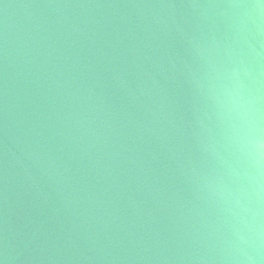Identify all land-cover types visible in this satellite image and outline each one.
Instances as JSON below:
<instances>
[{"label": "water", "instance_id": "water-1", "mask_svg": "<svg viewBox=\"0 0 264 264\" xmlns=\"http://www.w3.org/2000/svg\"><path fill=\"white\" fill-rule=\"evenodd\" d=\"M0 264H264V0H0Z\"/></svg>", "mask_w": 264, "mask_h": 264}]
</instances>
